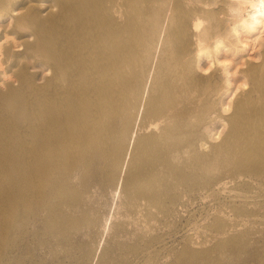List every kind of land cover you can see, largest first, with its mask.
Masks as SVG:
<instances>
[{
  "label": "bare ground",
  "instance_id": "1",
  "mask_svg": "<svg viewBox=\"0 0 264 264\" xmlns=\"http://www.w3.org/2000/svg\"><path fill=\"white\" fill-rule=\"evenodd\" d=\"M262 192L264 0H0V264H264Z\"/></svg>",
  "mask_w": 264,
  "mask_h": 264
},
{
  "label": "rangeland",
  "instance_id": "2",
  "mask_svg": "<svg viewBox=\"0 0 264 264\" xmlns=\"http://www.w3.org/2000/svg\"><path fill=\"white\" fill-rule=\"evenodd\" d=\"M217 124L218 123L216 122L214 124V126L218 128V130L220 131V135H222L223 132L225 131V128H224L225 126L223 127L222 125H217ZM72 183L74 184V186L76 188L82 189L79 180L73 181ZM91 189L93 190V192L91 190V195L93 196L92 202H95L96 204L100 203V205L97 204V206H100L98 208L103 209V207H101V206H103L101 203L103 202L104 196H100L98 188L92 187ZM118 191L113 190V192H112L113 195L118 196V193H119ZM221 191L216 192L215 196L221 195L222 197H226L227 192H228V188H225V191H224V189ZM210 196H204V195L198 194V195L191 198L192 202L189 201L190 199H187L186 201H184L178 205V207H177L178 214L176 215L177 217L175 216L174 220H173V224H171L167 227L169 234L164 239V249L161 250V254L166 253L173 246H179L182 242H184L189 237V235L191 233L194 234V235L192 234L194 236V238H196V239H199V237L201 238V235L198 234V236H197V230L198 229L195 228L196 224L200 223V221L202 220V217L205 214L214 211L218 207L224 206V204H223L224 202H222L221 204L217 203L215 200H212V198H210ZM259 197L264 199V193L262 192V196H259ZM228 203L229 202L226 201V205ZM180 212H182V214L184 212L183 215L185 217L182 216V214ZM176 218H177V220H176ZM181 218H183V219H181ZM193 229H195V230H193ZM192 231H194V232H192ZM195 233H196V235H195ZM44 238H48V237H42L40 239H44ZM16 241L18 242V250L21 252L25 251L24 248H27V246H28V249L31 250V253L33 254V256L35 258H42L46 262H52L51 260L54 259L53 256L49 252H47L45 249L39 248L41 245H38L39 247L37 246V244H38L37 239H32L31 236L26 237L25 234H23V231L18 233V237H17ZM23 242L26 244L28 243L29 245L23 244ZM12 245H14V243ZM9 246H11V244ZM50 251H51V249H50ZM43 253H45V254L42 256ZM59 255L62 256V250L59 251ZM29 258L30 257L26 256L24 260L29 259ZM58 260L68 261V259L65 257H60ZM134 264H138V263L135 262Z\"/></svg>",
  "mask_w": 264,
  "mask_h": 264
}]
</instances>
